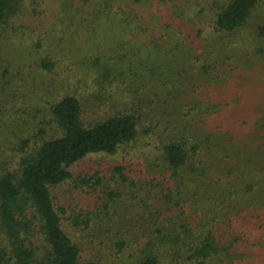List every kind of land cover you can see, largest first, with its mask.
<instances>
[{
    "label": "trees",
    "instance_id": "16d2710c",
    "mask_svg": "<svg viewBox=\"0 0 264 264\" xmlns=\"http://www.w3.org/2000/svg\"><path fill=\"white\" fill-rule=\"evenodd\" d=\"M0 264H264V0H0Z\"/></svg>",
    "mask_w": 264,
    "mask_h": 264
},
{
    "label": "rangeland",
    "instance_id": "374dc122",
    "mask_svg": "<svg viewBox=\"0 0 264 264\" xmlns=\"http://www.w3.org/2000/svg\"><path fill=\"white\" fill-rule=\"evenodd\" d=\"M261 15L258 17V19H261ZM154 147L155 144H151L150 147L147 144H142V141L139 140L137 143H133L121 148L116 156L110 157L104 155H96L89 157L88 159L82 161L79 165L74 167L73 171L78 176L81 175V177H96L98 179H101L102 183L104 184H107L108 180H110L112 184L114 181H116L117 175L111 170L116 169L118 165H121L126 161H129L130 163L133 162L135 166L137 164L142 165L144 163V156L152 154ZM139 168H143V166ZM79 190L80 189H76L75 185L71 182L63 184L51 190L52 194L56 198V203H58L59 208L61 207V213H64V216L70 214L71 212H76V210L80 211L81 208L86 206V202H84L85 199H83V194ZM86 208L89 209L88 207ZM69 225L70 222H65L64 228L67 229V234L75 239H80V245L83 251H85L86 254H89L90 251L88 250L86 245H84L85 234L79 233L75 235L73 233V230L68 229Z\"/></svg>",
    "mask_w": 264,
    "mask_h": 264
}]
</instances>
